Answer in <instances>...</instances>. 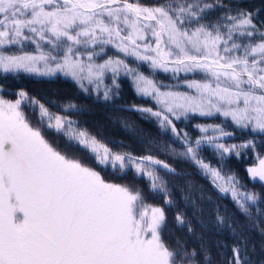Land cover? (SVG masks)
<instances>
[{
    "label": "snow or ice",
    "instance_id": "6c2138e0",
    "mask_svg": "<svg viewBox=\"0 0 264 264\" xmlns=\"http://www.w3.org/2000/svg\"><path fill=\"white\" fill-rule=\"evenodd\" d=\"M21 73L70 78L104 103L120 97L121 80L127 79L152 106L122 108L154 119L161 133L171 132L179 147L166 144L161 151L191 163L222 196L230 195L245 222L216 207L211 227L217 233L226 228L234 239L231 245L215 243L217 260L203 236L210 229L201 221L197 233L178 211L177 227L187 228L199 246L189 249L179 238L170 244L162 235L165 207L149 203L138 184L102 174L123 180L131 173L174 207L166 177L184 173L152 154L148 145L156 142L149 141L142 155L115 150L74 118L82 106L69 102L53 112L21 90L15 100L0 94V264H253L249 250L255 244L243 230L264 237V195L247 190L225 165L251 150L255 158L247 174L264 185V154L257 152L255 137L227 143L234 132L226 127L230 121L264 136L259 10L231 0H0V74ZM26 107L38 111L35 123ZM217 116L220 123L193 124L195 138L176 123ZM49 132L57 138L49 139ZM205 147L217 166L201 155ZM186 183L183 199L196 208L192 183Z\"/></svg>",
    "mask_w": 264,
    "mask_h": 264
},
{
    "label": "trees",
    "instance_id": "16d2710c",
    "mask_svg": "<svg viewBox=\"0 0 264 264\" xmlns=\"http://www.w3.org/2000/svg\"><path fill=\"white\" fill-rule=\"evenodd\" d=\"M234 6H240L248 10H259V18L264 19V0H231ZM31 50V46H29ZM147 71V70H145ZM120 97L114 103H104L97 101L94 96L86 95L77 87V85L69 79L63 77L56 78H35L20 74L18 78L12 75L0 74V89L7 99L15 100L17 97L15 93L23 90L30 97H35L41 103L46 104L47 107L53 112H61L62 106L71 102L82 106V111L75 116L80 125L87 128L93 135L107 143L115 150L131 151L134 154L142 155L145 153V146L149 141H155V144L148 145L152 148V154L156 155L159 159L165 160L177 168V171L184 173L180 176H168L166 179L170 182L171 195L176 201L174 207L164 205L163 196H153L148 191L147 183L144 180L134 181L132 174L124 177L123 180H116L110 172H103L102 174L108 180H115L117 183H136L143 188L148 202L165 207L166 211V224L164 226L162 235L163 238L170 244L175 245L176 239L187 241L189 249L198 247V242L188 234L187 228H179L175 222L176 213L183 212L191 221L197 233L202 232L201 221L210 230L203 231V236L209 247L211 248L212 255L215 259L217 249L215 243L217 241H224L231 245L234 242L233 237L225 228L220 233H217L212 224L215 223V209L219 206L221 213L225 214L239 224L245 222V217L237 209L232 201L230 195L222 196L218 190L214 188L210 180L203 176V174L191 163L173 157L172 155L161 151V148L166 144H172L173 147H179L178 144L172 142V134L161 133L155 120H145L138 113L134 111H127L122 106L135 104H143L145 106H152L150 102L138 98L127 79L121 80ZM25 112L29 118L35 123L38 120V111L33 112L30 108H25ZM128 121L132 127L125 128L123 121ZM204 121V119L194 118L191 122H176L178 128H184L191 133L195 138L199 133L193 128V124ZM228 131H233L234 136L227 141V143H241L248 139L255 137L257 143V152L264 154V136L252 134L250 130H239L235 127H228ZM49 139H56V133L49 132ZM61 146L64 144L62 138L59 139ZM78 155L88 159L86 153L78 152ZM204 158L213 166H217V157L212 149L205 147L201 153ZM255 153L251 150L246 155L237 159L235 156L230 157L225 165V170L231 171L237 175L241 183L247 186V190L255 191L264 195V185L260 182H253L248 174L247 167L251 166L254 162ZM89 162H91L89 160ZM187 181H191V197L196 201V208L203 209L202 212L196 210L191 206L185 204L181 188L184 192H189ZM203 195V200L200 199ZM209 198H211L209 200ZM264 207V204L261 205ZM254 211V209H253ZM239 230V229H238ZM244 234L248 236L249 245L255 244V250H249V256L253 264H264V237L259 235L258 232H248L247 228L243 230ZM238 242V241H237ZM226 255L231 256L229 249Z\"/></svg>",
    "mask_w": 264,
    "mask_h": 264
},
{
    "label": "rangeland",
    "instance_id": "374dc122",
    "mask_svg": "<svg viewBox=\"0 0 264 264\" xmlns=\"http://www.w3.org/2000/svg\"><path fill=\"white\" fill-rule=\"evenodd\" d=\"M145 70H147V69H145ZM21 74H23V73H21ZM1 75H4V74H1ZM7 75H12V74H7ZM20 75V74H19ZM24 75H26V76H30V77H35V78H48V77H37V76H31V75H28V74H24ZM13 76V75H12ZM59 77H63V76H60V75H58ZM58 76H56V77H58ZM56 77H52V78H56ZM63 78H65V79H69V80H71L70 78H66V77H63ZM159 78L161 79V80H167L168 79V77L167 76H165V75H163V74H160V76H159ZM72 81V80H71ZM73 82V81H72ZM200 119H202V118H200ZM223 118H221V117H219V116H217L215 119H204V121H200V122H198V123H220L221 122V120H222ZM233 125L231 124V122L229 121V122H227L226 123V127L228 128V127H232ZM234 127V126H233ZM239 130H241V129H239ZM204 157V156H203ZM258 182V181H257ZM250 191V190H249Z\"/></svg>",
    "mask_w": 264,
    "mask_h": 264
}]
</instances>
